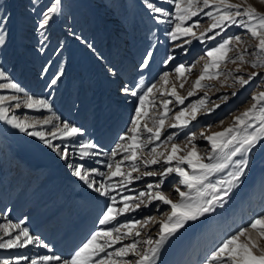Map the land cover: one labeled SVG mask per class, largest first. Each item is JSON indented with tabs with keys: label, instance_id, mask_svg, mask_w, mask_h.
I'll list each match as a JSON object with an SVG mask.
<instances>
[{
	"label": "rangeland",
	"instance_id": "rangeland-1",
	"mask_svg": "<svg viewBox=\"0 0 264 264\" xmlns=\"http://www.w3.org/2000/svg\"><path fill=\"white\" fill-rule=\"evenodd\" d=\"M232 2L240 3L241 0ZM53 3L55 0H0V15L8 17L6 24H0V30L6 32L3 37L5 42L0 44V71L5 73V77L0 78V84L13 82L23 89L16 92L11 88H0V96L19 98L6 99L2 106L9 109L10 116L15 115L35 124V127L29 128L28 131H43L45 138L52 140L53 145L60 148L67 146L69 153L67 159H61L59 152L49 148L39 137L29 136L26 132H20L0 121V224H19L28 229L34 240L39 241L23 248L0 249V262L8 259L11 264H17V261L19 264H31L35 259L37 264H45L41 260L45 255L68 259L94 232L119 227L124 223L143 221L151 216L155 220L147 227L137 225L133 230L138 229L140 236L129 235L120 243L107 247L104 253L94 257V264L95 261L104 260L108 253H114L125 244L137 240L140 242L137 250L142 252L148 247L144 243L146 239L159 238V226L156 221L165 218L163 213L170 210L169 205H163L159 201H154L147 207L142 204L141 209L117 216L110 224H99L106 207L112 203L111 197H116L115 207H122L124 196L137 197L141 191H147L148 183L155 184L160 179L159 176L142 177L139 180L132 179L130 184L125 181L121 186L123 177L107 176V165L122 161L126 155L118 151L113 157L112 152L117 149L118 144L128 142L121 141L120 138L130 134L129 129L132 127L136 108L140 106L138 97L143 95L148 87L156 85V89L145 101L148 116L141 120V125L147 123L149 127L154 126V121L158 120L159 114L164 111L162 100L173 101L169 104L171 111L165 117V128L160 140L144 148V153L157 145L158 152L170 151L171 143L190 147L187 145V138L196 133L197 139L194 142L197 151L205 157V162H208L206 157L211 151V145L201 139L199 133L222 131L233 122L234 116L251 106V97L254 94L264 91V79L261 78L264 76V69L251 67V61L255 59L252 53L257 51L254 47L256 41L243 34L244 30L236 26L226 28L228 37L242 35L247 47L244 55L249 63L242 65L241 71L236 72L235 69L240 66L239 62H225L220 70L231 71L233 76L245 77L248 73L256 71L261 73V76L255 77L243 88L235 84L230 77L224 87L221 86V82L225 80L224 76L217 80H205L202 83L211 87L198 89L195 95L188 96L193 81L206 62L201 57L208 48L215 46L221 37H217L216 41L205 39L203 43L192 40L191 44L184 45L188 50L186 53L175 47L176 44L182 43L183 39L191 37H183L180 41L173 42L167 35L176 22L173 0H60L58 11L50 13L49 24L43 29L39 28L43 14ZM147 3L161 7L172 15L164 17L161 13H155L147 7ZM247 3L258 12L264 13V3L261 0H247ZM208 11L215 14L214 8L204 9L198 17L186 22V26L199 19V26L193 30L198 34L204 31L212 22L204 14ZM148 52L153 55L148 60L147 67H141ZM170 54L175 56V60L165 64L164 61ZM235 55V51L229 53L233 58ZM193 62L196 63L195 69L190 75L186 74L187 82L184 88H180L179 84L183 78L177 80L174 68L182 63L187 66ZM165 72L171 73L168 85H163L161 79ZM57 77V82L51 84ZM173 84L176 85L178 93L186 97L183 105L175 102V98L167 93L161 95L162 91L170 89ZM125 87L136 91L137 96H132L130 91H123ZM205 92L210 101L208 107L212 106L211 102H215L220 104L219 108L211 113L201 109L197 120L192 121L189 128L181 130L168 127L175 112L196 103L204 97ZM232 92L237 95L232 96ZM221 95H228L229 99L221 102L218 99ZM28 96L46 100L50 108L25 107L24 101ZM17 103L20 104L19 108L15 107ZM45 118H50L52 122L36 123ZM64 122L79 127L81 133L77 137H60L57 133V137L53 139L50 133L56 131V125L62 126ZM173 133L176 134L174 140L164 143L166 137ZM137 135H140L143 141L150 134L141 127ZM88 142L98 147L89 149L90 155L82 158L81 146ZM142 154L138 152V156ZM240 155L242 154L232 157V163H229L227 168L209 176L208 182L214 183L227 178L228 173L234 171L235 161ZM247 158L249 166L245 175L241 178V183L224 197L223 207H216L214 212L206 213L197 221H189L165 243L164 246L180 240L178 242L181 244L176 241L178 245L175 247L176 255L179 252L180 256L177 257L179 264H205L211 252L224 239L241 227L247 226L253 218L264 215V143L258 144ZM133 163L138 166V171L132 172V177L148 170L159 171L166 166L161 162L146 167L137 159L123 161L121 171L127 173ZM69 164H83L85 170L96 169L104 173L105 175L90 173V179L96 182V186L100 183L111 185L108 196H101L73 175L74 168L69 167ZM175 164L173 161L171 166ZM27 165L36 166L35 170L29 171ZM182 167L187 168L186 165ZM66 171L69 173L66 174ZM179 179L180 177L172 174L165 179L162 186V190L173 200L179 198L174 190L175 186L187 191L183 185L178 184ZM71 180L77 183L73 186ZM136 202L138 201H130L133 204ZM141 210L143 213L135 215ZM52 215L55 218L48 222ZM72 229H75L76 234L81 233L83 238L73 249L66 252V248L61 247V254H57L56 243H63L66 232ZM124 231L122 229L120 234ZM10 233V236H5L0 229V242L17 235L19 230H10ZM253 237L264 246V241L255 233ZM161 255L159 254V257ZM160 258V262L157 260L156 264H162ZM112 259L119 260L120 264H124L125 260L135 264L137 257L129 255ZM46 264L60 262L53 260Z\"/></svg>",
	"mask_w": 264,
	"mask_h": 264
},
{
	"label": "snow or ice",
	"instance_id": "snow-or-ice-1",
	"mask_svg": "<svg viewBox=\"0 0 264 264\" xmlns=\"http://www.w3.org/2000/svg\"><path fill=\"white\" fill-rule=\"evenodd\" d=\"M59 2L60 0H55V3L43 14V18L38 25L39 28L43 29L49 24L51 19L50 13L58 11ZM173 2L175 9L174 19L176 22L174 28L167 32V35L173 42L180 41L183 37H191V39H183L182 43L176 44L175 47L180 48L182 52L186 53L188 50L184 45L191 44L192 40L203 43L205 39L216 41L217 37H221V40L215 46L208 48L205 55L201 57L206 62L203 64L197 78L193 81L191 90L187 93L188 96L195 95L198 89L211 87L208 84L202 83L205 80H217L221 76H224L225 80L221 82V86L224 87L227 79L230 77L235 84L243 88L255 77L261 76V73L256 71L248 73L247 77L243 75L233 76L231 71L225 72L220 69L225 62H231L233 64L239 62L240 66L235 69L236 72H239L241 71L242 65L249 63L245 59L244 53L247 52V47L245 46L246 42L243 40L242 35L227 36L225 29L231 26H236L244 30L243 34L249 35L256 41L254 47L257 51L252 53L255 59L251 61V67L253 69H264V13L258 12L255 7L247 3V0H241L240 3H234L232 0H173ZM261 2L264 3V0H261ZM147 7L155 13H161L164 17L172 15L169 11L161 7H156L152 3H147ZM208 8H214L215 14L212 11L204 13L212 21L204 31L198 34L193 30L199 26V19L195 23L186 26V22L191 21L193 17H198L201 12H204V9ZM7 19V16L0 15V24H6ZM161 22L163 23L164 21ZM168 23H171V21H168ZM222 32L224 33L223 36L221 35ZM209 33L213 34L209 35ZM4 36H6V32L0 30V44L5 42L3 39ZM233 51L236 52L234 58L229 56V53ZM152 55V52L147 53L141 67H147L148 60ZM174 60L175 56L170 54L164 63L167 64ZM195 66V62L187 66L182 63L174 68V72L177 74V80L183 78L179 84L180 88H184V84L187 82L186 74L190 75L195 69ZM170 75L171 73L168 72L163 74L161 78L163 85L169 84ZM4 77L5 73L0 71V78ZM58 78L53 79L51 84L54 85ZM261 78L264 79V76H261ZM227 86L231 87V85ZM0 88H11L16 92L23 91L18 84L13 82L0 84ZM154 89H156V85L148 87L144 94L138 97L140 106L136 108L135 118L132 121V127L129 129L130 134L127 137L121 136L120 138L121 141L128 142L118 144L117 149L112 152L113 157L118 154V151H122L126 155L123 156L122 161H116L114 164L109 163L107 165L109 169L107 176L109 178L115 176L123 177V180L120 182L121 186L124 185L125 181L130 184L132 179L139 180L142 177L159 176L160 179L155 184L148 183L147 191H141L137 197L124 196L122 207H115L116 197H111L112 203L106 207L102 218L99 219V224H110L116 220L117 216L136 211L142 204L147 207L154 201H159L163 205H169L170 210L163 213L164 219L156 221L159 226V238L153 240L149 237L146 239L144 241L148 245L146 250L142 252L137 250V246L140 243L137 240L133 243L125 244L114 253H108L104 260L95 261V264H120L119 260H113L112 257H127L129 255L137 257L135 264H156L160 250L170 237H173L180 229L184 228L189 221H197L206 213L214 212L216 207H223L224 197H227L232 189L241 183V178L245 175V171L249 166L248 154L258 144L264 143V91H259L251 97V106L234 116L233 122L228 127H224L222 131L212 132L210 134L205 132L199 133V137L211 145V151L206 157L208 162H205V157L197 151V145L194 142L197 139L196 133H192L187 138V145H190V147H181L180 144L171 143L170 151L158 152L157 148L159 145H157L156 147H152L149 152L144 153V148L160 140L162 131L165 128V117L171 111L169 104L173 102L168 99L162 100L164 111L159 114V119L154 121L153 127H149L147 123L141 125V120L148 116L145 101L153 93ZM123 91L129 92L130 90L125 87ZM165 93L174 97L175 102L181 105L184 104L186 97L178 93L175 84L170 89L166 88L162 91L161 95ZM130 94L137 96V92L134 90L130 91ZM231 95L235 96L237 93L232 92ZM6 99L18 100L19 98L16 96L10 98L0 96V121L6 122L20 132H26L29 136L39 137L49 148L58 151L61 159L68 158L67 146L60 148L58 145H53L52 140L45 138L43 131H28L29 128H34L35 124L26 122L15 115L10 116L9 109L2 106ZM218 99L221 102H226L229 96L221 95ZM209 102L207 92H205L204 97L196 103L189 104L187 107L175 112L171 118L172 122L168 124V127L181 130L189 128L191 122L197 120V114L201 109H204L206 113H211L220 107V104L215 102H211L212 106L208 107ZM24 106L27 108H35L37 106L40 108H50L46 100L33 99L32 96H28L25 99ZM15 107L19 108L20 104L17 103ZM51 122L50 118H45L43 121H37L36 123L50 124ZM252 122L256 123L254 124ZM55 127L56 131L50 133L53 139L57 137V133H59L60 137H77L82 131L79 127L67 122H64L62 126L56 125ZM141 127H143L145 132L150 134L143 141L140 135H137V133H140ZM249 129H252V131H249ZM175 135V133L169 134L164 143L172 142ZM81 147L82 151L80 155L83 158L90 155L89 149H94L98 146L92 142H88ZM138 152L143 154L138 156ZM93 154L95 155L96 153ZM238 154L242 155L235 161V169L228 173L227 178L217 180L214 183L208 182L209 176L227 168L229 163H232V157H236ZM137 159L141 160L146 167L161 164V162L166 166L159 171H144L136 177H132V172L138 171V166L135 163L131 165V169L127 173L121 171L123 161H136ZM173 161L176 162L175 166H171ZM182 165H186L187 168L182 167ZM69 167L74 168L73 175L81 181H84L89 188H93L101 196H108L111 185L100 183L96 186V182L90 179V173L105 175L104 173H100L96 169H91L90 171L85 170L83 164L76 166L69 164ZM172 174L180 177L178 184L183 185L187 189V191H183L179 186H175L174 190L179 197L176 200H173L162 190L165 179ZM134 200L138 202L134 204L130 203V201ZM154 220L155 218L150 216L143 221L124 223L120 224L119 227H113L109 230L96 231L70 258L62 259L60 256L45 255L41 260L45 264L53 260L59 261L60 264H94V257L99 256L107 247L120 243L129 235L140 236L141 233L138 229L133 231L137 225L147 227ZM0 229L3 230L5 236L11 235L10 230H19L17 235L7 240H2L0 242V249L23 248L32 243H39V241L34 240L27 228L21 227L19 224H0ZM122 229L125 231L121 235ZM253 233L261 241H264V215L253 218L247 226L241 227L224 239L211 252L205 264H264V246L253 237ZM44 246L46 247V245ZM24 258L26 259V257ZM0 264H11V262L8 259H4ZM17 264H19L18 261ZM31 264H37V261L33 259ZM124 264H132V262L125 260Z\"/></svg>",
	"mask_w": 264,
	"mask_h": 264
},
{
	"label": "bare ground",
	"instance_id": "bare-ground-1",
	"mask_svg": "<svg viewBox=\"0 0 264 264\" xmlns=\"http://www.w3.org/2000/svg\"><path fill=\"white\" fill-rule=\"evenodd\" d=\"M48 163V162H47ZM26 167H29V171H34L35 170V167L36 166H34V165H27ZM69 172H67L66 171V174H68ZM71 176V175H70ZM68 177V176H67ZM78 178V177H77ZM51 181V180H50ZM54 181V180H53ZM73 181V186L77 183V182H75L74 180H71L70 182H72ZM52 183V181L50 182V184ZM79 183V182H78ZM49 184V185H50ZM82 188V187H81ZM141 209V208H140ZM143 210H141V211H139L138 213H136L135 215H139V214H141V213H143L142 212ZM53 218H55L54 217V215H52L51 216V218H49L48 219V222H52L53 221ZM45 226V225H44ZM43 226V227H44ZM70 229V227L67 229V230H69ZM75 229H72L71 231H67L66 233V236L64 237V239H63V243H56V244H58V245H56V253L57 254H61V247H63V248H66V252H68L69 250H71V249H73L74 248V246L77 244V243H79V241L83 238V236H81L80 234H76L75 233V231H74ZM193 230V229H192ZM193 232V231H192ZM187 240V239H186ZM177 241V240H176ZM175 241V243H172L171 244V242H170V244H167L166 246H163L162 247V249H161V251H160V255H161V253H162V255L160 256V257H162V258H160L161 259V263L163 264V263H165V264H179V259L177 258V257H179L180 258V256H178V253H177V255H176V253H175V247L178 245V243H180V242H178V241H180L179 239H178V243ZM185 241V240H184ZM173 242V241H172ZM181 244V243H180ZM180 246V245H179ZM180 248V247H179ZM104 253V252H103ZM174 255V256H173ZM173 257H174V261L172 262V260H173ZM158 258V259H159ZM157 259V260H158ZM159 261V260H158ZM160 262V261H159ZM157 263V262H156Z\"/></svg>",
	"mask_w": 264,
	"mask_h": 264
}]
</instances>
